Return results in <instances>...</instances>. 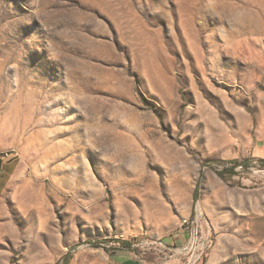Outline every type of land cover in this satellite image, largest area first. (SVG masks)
<instances>
[{
	"label": "rangeland",
	"instance_id": "374dc122",
	"mask_svg": "<svg viewBox=\"0 0 264 264\" xmlns=\"http://www.w3.org/2000/svg\"><path fill=\"white\" fill-rule=\"evenodd\" d=\"M0 174V264L247 261L264 0H0Z\"/></svg>",
	"mask_w": 264,
	"mask_h": 264
},
{
	"label": "crops",
	"instance_id": "0c3cea01",
	"mask_svg": "<svg viewBox=\"0 0 264 264\" xmlns=\"http://www.w3.org/2000/svg\"><path fill=\"white\" fill-rule=\"evenodd\" d=\"M2 175L0 174V177ZM251 236L253 248L251 256L240 264H264V219H253L251 223ZM184 235V234H183ZM123 264H139L133 261L131 257H122L120 260Z\"/></svg>",
	"mask_w": 264,
	"mask_h": 264
},
{
	"label": "built area",
	"instance_id": "2783aa9c",
	"mask_svg": "<svg viewBox=\"0 0 264 264\" xmlns=\"http://www.w3.org/2000/svg\"><path fill=\"white\" fill-rule=\"evenodd\" d=\"M181 227L185 233L189 234L188 242L186 243V245H184L182 250L190 251L191 249H194V243L196 242V238H197V231L186 218L182 220ZM160 244H162L161 241ZM200 255L201 253H199L198 257Z\"/></svg>",
	"mask_w": 264,
	"mask_h": 264
}]
</instances>
